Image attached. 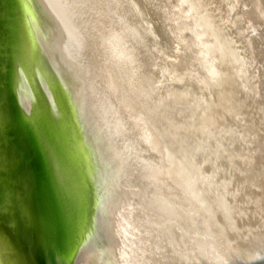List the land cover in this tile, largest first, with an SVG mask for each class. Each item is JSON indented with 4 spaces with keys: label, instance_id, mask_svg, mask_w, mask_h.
Returning a JSON list of instances; mask_svg holds the SVG:
<instances>
[{
    "label": "bare ground",
    "instance_id": "6f19581e",
    "mask_svg": "<svg viewBox=\"0 0 264 264\" xmlns=\"http://www.w3.org/2000/svg\"><path fill=\"white\" fill-rule=\"evenodd\" d=\"M122 1L42 0L50 40L32 24L94 167L77 264H264V0H170L173 53Z\"/></svg>",
    "mask_w": 264,
    "mask_h": 264
},
{
    "label": "water",
    "instance_id": "95a60500",
    "mask_svg": "<svg viewBox=\"0 0 264 264\" xmlns=\"http://www.w3.org/2000/svg\"><path fill=\"white\" fill-rule=\"evenodd\" d=\"M152 1L154 7L138 0L156 36L140 32L166 53H173L177 41L167 21L168 11H159L171 2ZM124 2L128 9L123 4L120 13L128 15L131 28L137 27L138 14ZM51 21L42 0H0V264H77L96 216L94 167L71 96L55 75L32 25L50 40ZM184 58L194 79L202 80L204 75L188 49ZM196 86L193 89L201 94ZM42 106L48 110L49 122L40 117ZM43 164L58 193L64 225L55 217L46 219L47 207L36 208L35 201L43 197L39 192L44 189L39 191L37 181L45 175ZM37 214L41 215L39 224ZM61 226L69 233L72 230V238L61 241L57 237Z\"/></svg>",
    "mask_w": 264,
    "mask_h": 264
},
{
    "label": "rangeland",
    "instance_id": "374dc122",
    "mask_svg": "<svg viewBox=\"0 0 264 264\" xmlns=\"http://www.w3.org/2000/svg\"><path fill=\"white\" fill-rule=\"evenodd\" d=\"M40 117L44 122L50 121V117L48 115V110L45 106H42V108L40 109ZM42 169H43V174H45V175H42V176L40 175L39 178L37 179V181H38V185H39V189H40L39 191H41L42 189H44L45 191L42 190V192H39V194H41L40 196H43V197H42V199H40L42 201H40V200L35 201V205L39 206L36 208L45 209L47 207L48 213L46 215L44 214L46 219H48V216L50 218L55 217V220L58 223H60L61 225H64V219L65 218L63 216V213H60V210H59V206H60L59 203L60 202L58 199V193L54 189V184H53V181H52V179L48 173V169H47L46 164L42 165ZM46 196H47V200L44 199ZM27 204L30 207L32 206V204L30 202H27ZM35 217H36V219H38V224H39L41 221V220H39L41 218V215L37 214ZM27 218L31 220V216H28ZM72 236H73L72 230H70V233H69V231L67 232V231L63 230L62 226L57 230V237L60 238L61 241H63L64 238H66V237L72 238Z\"/></svg>",
    "mask_w": 264,
    "mask_h": 264
}]
</instances>
